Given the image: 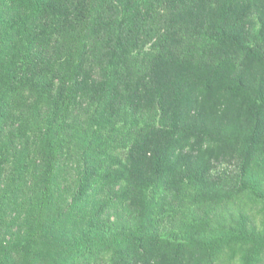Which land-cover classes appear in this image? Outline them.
<instances>
[{
  "label": "trees",
  "instance_id": "1",
  "mask_svg": "<svg viewBox=\"0 0 264 264\" xmlns=\"http://www.w3.org/2000/svg\"><path fill=\"white\" fill-rule=\"evenodd\" d=\"M0 264H264V0H0Z\"/></svg>",
  "mask_w": 264,
  "mask_h": 264
},
{
  "label": "rangeland",
  "instance_id": "2",
  "mask_svg": "<svg viewBox=\"0 0 264 264\" xmlns=\"http://www.w3.org/2000/svg\"><path fill=\"white\" fill-rule=\"evenodd\" d=\"M75 170H73V168L72 167H70V165H69V167H67V170H65L64 169V176H65V178L64 179H66L68 182H72V180L74 179V177H75ZM70 186V185H69ZM115 219V218H114ZM258 222V225H260V222L259 221H257Z\"/></svg>",
  "mask_w": 264,
  "mask_h": 264
}]
</instances>
